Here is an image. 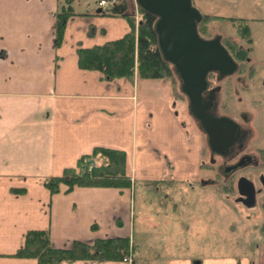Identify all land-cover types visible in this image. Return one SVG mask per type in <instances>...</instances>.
Returning a JSON list of instances; mask_svg holds the SVG:
<instances>
[{
  "label": "crops",
  "instance_id": "obj_1",
  "mask_svg": "<svg viewBox=\"0 0 264 264\" xmlns=\"http://www.w3.org/2000/svg\"><path fill=\"white\" fill-rule=\"evenodd\" d=\"M99 2L75 0L56 46L62 0H0V264H39L16 256L30 231H48L57 248L130 238L131 263L66 264H215L194 252L197 222L183 219L191 208L177 206L170 192L199 180L201 137L187 134L170 99L141 94L137 75L108 80L79 66L80 49L131 30ZM120 2L138 13L135 0ZM98 147L126 152L132 188L63 185L53 194L46 187ZM162 187L165 198L147 204L152 188L160 195Z\"/></svg>",
  "mask_w": 264,
  "mask_h": 264
},
{
  "label": "rangeland",
  "instance_id": "obj_2",
  "mask_svg": "<svg viewBox=\"0 0 264 264\" xmlns=\"http://www.w3.org/2000/svg\"><path fill=\"white\" fill-rule=\"evenodd\" d=\"M193 3L203 15L216 17L209 22V30L200 31L204 37L220 32L237 40L245 48L250 50L252 48L245 64L246 71L249 68L255 70L253 79L249 80L248 86L251 89L244 90L238 80L242 74L236 75V79H228L222 84L224 86L222 101L227 106L223 110L236 118L240 116V112L242 114L247 112L250 116L248 124L254 135L245 148V153L259 156L260 150H264V0H193ZM137 10L138 13L134 16L136 22H139L142 14L139 8ZM244 26L250 28L252 44L243 38L241 29ZM245 78H248L247 75ZM143 86L146 91L141 90V94L152 93L170 99L187 134L200 136L201 133L189 114L187 98L180 91V82L176 76L175 83H172L171 79H144ZM201 142L202 162H206L208 166L209 148L204 136L203 139L201 137ZM262 162L264 163V159ZM261 171L264 175V166L262 170L238 172L235 176L227 178L217 176L216 170L209 172L207 167L202 166L200 178L207 181L215 180V184L188 182L184 184L185 187L180 184L170 190L177 196V206L191 208L183 219H188L190 215L192 221L197 222L198 228L191 246L199 259L203 261L207 259L209 262L214 260L215 264H264L262 206L264 192L258 197V203L253 206L243 204L238 198L235 199L238 175L247 176L259 186L258 178ZM152 189L147 204L156 206L160 199L165 198L167 189L160 188V195L156 193L159 191L158 188ZM140 202L137 198V204ZM167 205L172 206L170 202ZM130 257L132 258V254L126 258Z\"/></svg>",
  "mask_w": 264,
  "mask_h": 264
},
{
  "label": "trees",
  "instance_id": "obj_3",
  "mask_svg": "<svg viewBox=\"0 0 264 264\" xmlns=\"http://www.w3.org/2000/svg\"><path fill=\"white\" fill-rule=\"evenodd\" d=\"M75 0H62L56 21V46H59L70 18L75 16ZM105 14L127 18L131 30L122 39L78 51L79 66L84 70L100 71L108 80L126 78L134 80L136 75L141 79H171L175 83V73L158 48V37L155 31L156 18L141 11L142 18L136 22L135 16L128 13L126 2H121L106 10ZM209 22L216 17L205 16ZM201 30V29H200ZM243 38L252 44L250 28L241 29ZM249 48L237 52L241 60H247ZM93 168L89 170L86 161ZM95 162V163H94ZM79 170L66 169L56 177H51L45 184L53 193L60 192L63 185L68 191L78 187H116L132 188V182L126 176L127 154L122 150L98 147L91 156L83 157ZM152 182L150 185L157 186ZM133 248L129 237L99 239L92 244L75 242L71 248H57L51 242L48 231H30L26 236L25 246L16 256L36 259L39 264H66L77 261L87 263L120 262L131 256Z\"/></svg>",
  "mask_w": 264,
  "mask_h": 264
},
{
  "label": "water",
  "instance_id": "obj_4",
  "mask_svg": "<svg viewBox=\"0 0 264 264\" xmlns=\"http://www.w3.org/2000/svg\"><path fill=\"white\" fill-rule=\"evenodd\" d=\"M137 7L156 18L155 31L158 48L180 82V91L188 99L189 112L208 136L213 153L227 156L234 144L242 140L240 125L230 117H216L213 103H203V94L208 89L210 73L218 74V80L233 76L238 63L221 43L220 38L204 39L199 24L204 16L193 0H135ZM242 167L231 166L228 173ZM244 188L254 190V184L243 178L238 182L240 194ZM246 195V194H244Z\"/></svg>",
  "mask_w": 264,
  "mask_h": 264
},
{
  "label": "flooded vegetation",
  "instance_id": "obj_5",
  "mask_svg": "<svg viewBox=\"0 0 264 264\" xmlns=\"http://www.w3.org/2000/svg\"><path fill=\"white\" fill-rule=\"evenodd\" d=\"M204 18L202 20V22L199 24V32H203L204 30H209V22L206 20L205 15H203ZM249 27V26H248ZM201 29V30H200ZM200 32V35L202 36V38L204 39H214L216 37L220 38L221 43L224 45V47L229 51V53L232 55V57L234 58V60L238 63V70L237 72L233 75V76H229L225 79H223L222 81L218 80V74L216 73H210L208 76V89L206 90V92L203 94V103L207 104L212 102L213 106L211 109V112L216 116V117H230L231 119H233L236 123H238L240 125V129L242 130V140L241 141H237L230 154H228L227 156H222L219 155L218 153H213V151L210 148L209 145V141H208V136L206 135V133L202 130L200 122L191 115V113L189 112L190 116L193 118L199 132L201 133L200 136L203 139H206L208 148H209V157L208 160L209 165L207 166V164H205L206 162H202V166L207 167L209 172H214L216 170V175L217 176H222V177H233L236 174H238V172H242V173H247L250 170H262V167L264 166V163L262 162V159H264V150H260L259 156H257L256 154H251V153H245V148H247V145L249 144L252 136L254 135L253 129L251 128V126H249V115L247 114V112H244L243 114L240 112L239 113V117H235L234 115H231L229 112H226V110H223L225 108V103H223L222 101V93L224 91V86L222 85L224 82H226L228 79H236L235 76L236 75H240L242 74L241 78H239V82H241V86L244 88V90L249 91L250 86L249 85V80L253 79V75L255 74V70L253 68H249L246 71V67L245 64L248 61L247 60H241L239 58V56L237 55V52L239 50H241L242 48H245L243 45H240L237 40L233 39L232 37L229 36H225L223 33L220 32H216L211 36L208 37H204L202 35V33ZM252 50V48H251ZM245 75H247L248 78H245ZM238 78V77H237ZM242 81H244L245 83H243ZM188 101V99H187ZM227 107V106H226ZM188 110H189V102H188ZM238 163L242 164V167L237 170L236 172L233 173H228V169L233 166L236 165ZM261 175L258 178V184L257 182L252 181L250 178H248L247 176H243V175H238V177L236 178V182H237V197L235 199H239L241 200V202L243 204H247L250 206L256 205V203H258V197L261 196L264 192V175L262 174V171L260 173ZM246 178L248 180H250L251 182H253L254 184V190L252 191L249 188H244L241 190L244 192V194H240V191L238 189V182L243 179ZM201 182V184L204 183H212L215 184V180H205L204 178H199V180ZM264 202V201H263ZM262 202V206H263V210H264V203Z\"/></svg>",
  "mask_w": 264,
  "mask_h": 264
},
{
  "label": "built area",
  "instance_id": "obj_6",
  "mask_svg": "<svg viewBox=\"0 0 264 264\" xmlns=\"http://www.w3.org/2000/svg\"><path fill=\"white\" fill-rule=\"evenodd\" d=\"M117 3H118V0H102V1L100 2V5H101L102 7H110V6H114V5H116ZM92 168H93V166L90 165V166H89V170H91ZM124 261H126V262H131V261H132V258H131V257H130V258H125Z\"/></svg>",
  "mask_w": 264,
  "mask_h": 264
}]
</instances>
